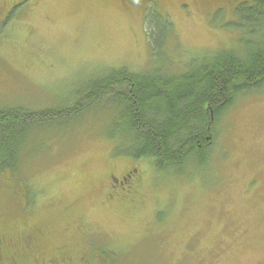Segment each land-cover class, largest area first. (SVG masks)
I'll return each instance as SVG.
<instances>
[{"label":"rangeland","instance_id":"obj_1","mask_svg":"<svg viewBox=\"0 0 264 264\" xmlns=\"http://www.w3.org/2000/svg\"><path fill=\"white\" fill-rule=\"evenodd\" d=\"M240 1L0 0V108L72 109L30 125L21 177L0 181L35 209L22 229L1 204L4 255L80 264L83 251L102 249L113 264H264V88L222 115L205 169L177 173L113 156L110 108L73 112L111 69L180 72L196 55L235 45L240 32L226 23ZM151 4L172 25L157 55L145 32ZM132 168L136 184L112 186Z\"/></svg>","mask_w":264,"mask_h":264},{"label":"trees","instance_id":"obj_2","mask_svg":"<svg viewBox=\"0 0 264 264\" xmlns=\"http://www.w3.org/2000/svg\"><path fill=\"white\" fill-rule=\"evenodd\" d=\"M233 15L226 26L240 32L236 46L196 55L180 72L111 69L88 83L75 102L77 107L73 112H88L94 107L113 111V124L109 123L106 137L112 143L111 154L115 157L147 158L152 168L162 174L177 173L182 167L205 169L215 147L217 124L222 115L238 97L264 88V0L237 2ZM144 21L147 41L157 55L172 34L171 22L154 10L152 4L146 8ZM71 110L0 108V181L21 177L19 173L24 165L20 163V155L27 142L25 135L29 126L44 125ZM133 171V168L127 170L121 178L112 174L109 177L112 175L111 180L115 179L122 186L127 184L129 188L138 179ZM115 180H112L113 187L117 186ZM26 187L30 198L28 185ZM0 189V210L1 204L8 201L9 207H4L13 220L26 229L25 221L35 213L33 203V208L26 209L25 199L16 202L14 192ZM20 192L27 194L24 186ZM3 240L5 238L0 236V264L3 260L6 264H18L13 256L2 253L7 245ZM82 253L80 264L98 261L113 264L115 258L113 252L108 254L102 249L96 254ZM57 262V258L55 262L50 261Z\"/></svg>","mask_w":264,"mask_h":264},{"label":"flooded vegetation","instance_id":"obj_3","mask_svg":"<svg viewBox=\"0 0 264 264\" xmlns=\"http://www.w3.org/2000/svg\"><path fill=\"white\" fill-rule=\"evenodd\" d=\"M127 175H129V174H127ZM112 180H115V179H112ZM116 181V180H115Z\"/></svg>","mask_w":264,"mask_h":264}]
</instances>
